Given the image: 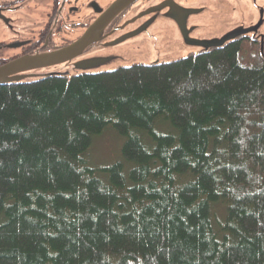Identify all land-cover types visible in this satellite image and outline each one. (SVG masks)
<instances>
[{
	"label": "trees",
	"instance_id": "obj_1",
	"mask_svg": "<svg viewBox=\"0 0 264 264\" xmlns=\"http://www.w3.org/2000/svg\"><path fill=\"white\" fill-rule=\"evenodd\" d=\"M262 35L0 85V264H264Z\"/></svg>",
	"mask_w": 264,
	"mask_h": 264
},
{
	"label": "flooded vegetation",
	"instance_id": "obj_2",
	"mask_svg": "<svg viewBox=\"0 0 264 264\" xmlns=\"http://www.w3.org/2000/svg\"><path fill=\"white\" fill-rule=\"evenodd\" d=\"M115 1L0 0V29L3 31L2 24L8 23V34L4 38L7 40L0 44V67L20 58L47 55L72 46L83 38L85 33L98 22L102 14ZM262 5L264 6V0ZM152 7H154L153 0L133 1L118 12L101 29L99 37L73 60L27 73H49L66 68L67 65H74L83 57L100 54L103 48L116 46L111 44L121 39H126L121 42L124 44L129 39H141L145 38V36L150 39L152 36H156L155 39H174L173 36L175 35L179 39H203L199 32H196L195 36L189 37L186 35L184 19L179 14L172 15L173 24L169 22L167 25L159 26L160 28H147V26L139 24L145 14L154 10ZM191 22L199 25L197 24L199 23L198 20H191ZM169 25L174 26V30L170 28L164 29L165 26ZM167 30L172 35H169ZM262 34H264V30ZM262 34L260 36H263ZM112 39H115V41H111ZM172 45L178 47L176 43ZM190 54L197 53L189 51L185 56ZM147 55L149 57H153V55L157 57V48L153 52H147ZM161 59L158 57L155 60L157 61L156 63H161Z\"/></svg>",
	"mask_w": 264,
	"mask_h": 264
},
{
	"label": "rangeland",
	"instance_id": "obj_3",
	"mask_svg": "<svg viewBox=\"0 0 264 264\" xmlns=\"http://www.w3.org/2000/svg\"><path fill=\"white\" fill-rule=\"evenodd\" d=\"M262 3L263 0H153L154 10L145 14L139 24L147 28H160L159 26L167 25L169 22L173 24L172 15L179 14L184 19L186 35L195 36L196 32H199L203 39H179L176 35L173 36L174 39H155L156 36H152L151 39L147 36L141 39H129L126 44L108 46L103 48L100 54L83 57L74 65H67L66 68L49 73L78 75L110 71L133 64H155L158 57L164 62L183 57L189 51L203 52L210 45L226 43L236 35L259 37L264 30ZM191 20H198L199 25H195ZM7 26L8 23L2 24L4 30L0 29V44L7 40L4 39L8 34ZM167 28L174 30L172 25L164 27ZM167 31L172 35L169 30ZM174 43L178 47L172 45ZM155 48L158 56L149 57L147 52H153ZM85 60L89 63L87 66L75 67L77 63ZM49 73H24L22 76L25 78L21 80H36ZM106 132L101 138L99 136L93 140L89 159L94 167L108 166L119 160V139L113 133Z\"/></svg>",
	"mask_w": 264,
	"mask_h": 264
},
{
	"label": "water",
	"instance_id": "obj_4",
	"mask_svg": "<svg viewBox=\"0 0 264 264\" xmlns=\"http://www.w3.org/2000/svg\"><path fill=\"white\" fill-rule=\"evenodd\" d=\"M133 1H136V0H116L102 14L98 22L95 23L94 26H92L85 33L83 38L68 48H65V49H62V50H59V51H56L54 53L47 54V55L20 58L18 60H15L11 63H8L0 67V85L9 84V83L13 84V83L26 82V81L21 80L22 78H25L22 76V74L24 73L51 67V66L58 65V64H63V63L73 60L88 45L92 44L99 37L101 29L105 27L110 22V20H112L114 16L118 14V12H120L125 6L129 5ZM238 36H244V35H236L235 37L228 40L227 42L234 40ZM124 40L126 39H121L120 41L115 42L111 45H117ZM226 43L212 44L206 50L221 47L225 45ZM85 61L77 63V66L75 67L87 66L89 63L87 60ZM54 75L67 76V77L73 76L67 73H59V74L49 73L48 75L41 76V77L54 76Z\"/></svg>",
	"mask_w": 264,
	"mask_h": 264
}]
</instances>
